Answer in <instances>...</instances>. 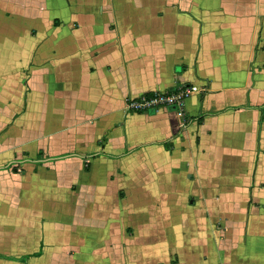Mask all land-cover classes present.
<instances>
[{
    "label": "crops",
    "instance_id": "crops-1",
    "mask_svg": "<svg viewBox=\"0 0 264 264\" xmlns=\"http://www.w3.org/2000/svg\"><path fill=\"white\" fill-rule=\"evenodd\" d=\"M0 264H264V0H0Z\"/></svg>",
    "mask_w": 264,
    "mask_h": 264
},
{
    "label": "built area",
    "instance_id": "built-area-1",
    "mask_svg": "<svg viewBox=\"0 0 264 264\" xmlns=\"http://www.w3.org/2000/svg\"><path fill=\"white\" fill-rule=\"evenodd\" d=\"M197 89L192 82L182 83L174 90L164 91L153 89L143 91L135 96H129L125 99L124 107L126 111L141 112L154 107H180L185 96L191 91Z\"/></svg>",
    "mask_w": 264,
    "mask_h": 264
},
{
    "label": "rangeland",
    "instance_id": "rangeland-1",
    "mask_svg": "<svg viewBox=\"0 0 264 264\" xmlns=\"http://www.w3.org/2000/svg\"><path fill=\"white\" fill-rule=\"evenodd\" d=\"M13 31H15V29H13ZM7 32H8V33H11L10 30H8ZM11 34H12V33H11ZM12 35H13V34H12ZM20 36H21V35H19V37H20Z\"/></svg>",
    "mask_w": 264,
    "mask_h": 264
}]
</instances>
